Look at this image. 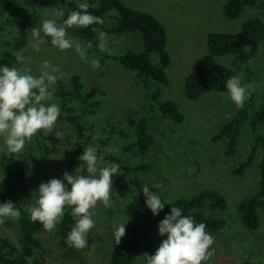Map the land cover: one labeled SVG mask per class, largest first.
I'll return each mask as SVG.
<instances>
[{"label": "rangeland", "instance_id": "1", "mask_svg": "<svg viewBox=\"0 0 264 264\" xmlns=\"http://www.w3.org/2000/svg\"><path fill=\"white\" fill-rule=\"evenodd\" d=\"M98 1L100 0H94L95 3ZM121 1L129 7L151 13L165 27L166 49L171 59L166 69L168 77L166 86L154 82H150L147 88L138 85L133 81L134 74L123 71L118 62L111 58L121 55L126 49L140 52L143 48L138 33L115 35L104 33L102 30L109 26L107 20L103 21L104 26L98 34L100 43L104 42V47H100V53L108 57L103 64L82 47L74 33L77 25L69 27L66 33L67 38L73 41V47L60 50L51 45L48 38L38 51L34 50L31 47L33 39L31 29L38 26L42 19L52 18L53 8L63 7L66 16L69 12L67 6L73 2L72 0L35 1L36 7L42 11V17L27 29V43L19 49L22 50L23 60L16 61L14 56V53L19 51L13 46L16 29L9 21L1 24L0 63L6 58L3 55L8 54L10 65L16 63L21 70L30 69L33 73L39 74L43 67L42 61L48 60L50 70L53 66H58V79L66 80L72 74H78L88 88L95 87L101 91L99 98H102V107L93 116H83L84 120L99 130L107 121L125 125L123 113L127 109L133 108L146 113L144 111L146 107L152 105L155 111L151 112L149 117L154 144L149 151L148 160L153 163V168L145 177L147 186L160 185L159 188H155L166 201L191 197L203 189L218 190L225 196L227 208L209 213L222 218L225 225L217 233L211 234L214 240L209 247L213 254L208 264H234L244 258L264 263V211H260L262 224L256 231L248 230L241 223L236 211L238 202L257 189L260 154L258 153L242 177H236L232 175L231 169L249 151L250 133L247 130L243 131L235 157H225L223 143L213 141V136L222 124L234 116L238 106L230 99L228 93L209 92L197 100H188L183 92L186 77L194 70L199 59L208 53V35L212 32L236 33L245 20L259 14L258 10L247 8L240 17L232 20L226 18L223 13L225 0ZM80 2L82 0H75L74 3ZM113 14L112 12L111 15ZM101 33L105 35L101 36ZM77 44L79 47L75 46ZM152 58L154 61L157 55L154 54ZM255 60L252 70L257 73V77L254 74L250 76L252 83L246 80V77H240L244 86L251 85L247 97L253 95L254 99H260L264 93V43ZM216 61L225 67H231L234 57L227 54L217 57ZM156 89L160 91L162 100L170 99L176 103L183 117L180 123H174L158 114L156 103L147 98V95ZM41 130L45 135V143L40 150L32 139L28 140V159L25 163V168L36 176L40 183L53 177L58 178L64 170L72 146V135L63 124L61 115L50 132ZM260 132L264 135V125ZM116 144L119 146L115 141L112 143V149ZM116 175L114 174L112 178L111 207L105 208L99 201L95 206L93 217L95 226L87 234V242L91 240L90 250L77 248V253L84 258L85 264H109V251L115 242L112 225L126 221L127 225L137 220L139 216L135 193L127 183L115 182ZM37 194L32 199L24 200L22 205L28 209L34 203ZM150 213L154 222L151 233L157 248L165 238L158 234L157 223L165 214L160 211L158 215H153L151 210ZM35 223L39 227L44 243L43 250L36 256L39 263H80L79 260L71 259L72 257H63L64 250L56 244V226L52 230H45L42 222ZM0 236L16 240L14 231L2 226L1 222ZM142 254L135 264H144Z\"/></svg>", "mask_w": 264, "mask_h": 264}, {"label": "trees", "instance_id": "2", "mask_svg": "<svg viewBox=\"0 0 264 264\" xmlns=\"http://www.w3.org/2000/svg\"><path fill=\"white\" fill-rule=\"evenodd\" d=\"M36 0H0V26L9 21L16 29L14 49H22L27 43V29L38 22L42 11L36 7ZM68 11L78 10V4L72 0ZM83 2V0H82ZM90 7L87 11L100 16L102 21L107 20L109 26L102 30V23L88 26H76L74 33L88 54L96 56L103 64L107 55L100 53L99 32L102 30L108 35L138 33L143 50L134 52L126 49L119 56H112L114 61L128 74H134L133 81L143 87L150 82L161 85L168 84L166 69L171 63L167 52V32L163 24L151 13L127 6L121 0H87ZM258 10L257 15L245 20L236 33L212 32L208 35V53L197 62L194 70L186 77L183 83V92L188 100H197L209 92L228 93L226 81L232 75L246 77L251 83L250 76L257 73L252 70L255 59L264 43V0H225L223 13L228 19H237L247 9ZM114 13L111 15V13ZM157 55L154 59L152 56ZM231 54L234 57L233 65L225 67L216 61L219 56ZM5 60L0 64L10 65V55H3ZM32 72V71H31ZM33 73V72H32ZM36 74V73H33ZM38 75V74H36ZM252 79V78H251ZM257 79V78H256ZM53 98L49 102H56L61 107L63 124L72 135V146L64 164V170L59 174L62 177L65 171L75 174H88L86 167L79 156L83 148L92 145L97 148L98 156L104 160L115 161L120 165L115 182H124L132 189L137 197L138 218L126 225V233L119 243L113 242L109 251V264H135L142 253H153L156 243L152 237L151 228L153 218L149 208L145 206V195L142 187L147 185L145 177L153 163L148 160L154 139L150 133V113L155 108L150 105L143 113L136 109H127L124 114L125 125L119 122L107 121L103 128L96 129L83 119V116H93L102 107L100 90L88 88L78 74H72L66 80L57 79L51 89ZM104 95V94H103ZM156 103L158 114L174 123L183 119L176 103L170 99L162 100L160 91L156 89L147 95ZM264 125V93L260 99L253 95L247 97L233 117L221 125L213 136V141L222 142L225 157H235L241 135L244 130L250 133V147L244 158L237 161L231 169L233 176L242 177L244 171L250 167L255 157L260 154L259 182L257 189L248 197L241 199L236 207L241 223L250 231H256L262 224L260 211H264V135L260 132ZM41 150L45 135L38 130L31 138ZM116 142L112 149V143ZM27 142L19 153L0 154V171L3 176L0 201L11 199L20 209L18 219L4 218L2 226L14 231L16 240L0 236V264H44L39 263L36 256L43 250L44 243L39 227L32 221L27 209L22 205L24 200L32 199L38 193L39 179L25 168L28 159ZM118 150V151H117ZM151 190L159 191L149 186ZM160 194V193H159ZM165 202L163 214L170 211L171 205L182 208L183 213L192 215L197 222H204L205 231L217 233L225 225V221L210 214L209 211L225 210L227 200L218 190L203 189L191 197H179ZM171 204V205H170ZM71 207L64 206V216L56 223V244L64 250L63 257L79 260L85 264L84 258L78 255L77 248L68 245L65 241L67 232L74 221ZM91 248V240L87 242L84 251ZM210 248V247H209ZM211 256L201 262L208 264ZM234 264H264L252 259H241Z\"/></svg>", "mask_w": 264, "mask_h": 264}, {"label": "clouds", "instance_id": "3", "mask_svg": "<svg viewBox=\"0 0 264 264\" xmlns=\"http://www.w3.org/2000/svg\"><path fill=\"white\" fill-rule=\"evenodd\" d=\"M89 7L87 0H83L78 4V10H72L66 16L63 7L53 8L52 18L42 19L38 26L31 29V47L38 51L48 38L51 45L60 50L73 47V41L66 36L69 27L103 22L100 16L87 11ZM104 35L101 33V36ZM75 46L79 47L78 44ZM100 47H104L103 41ZM21 53L22 50L14 53L16 61L24 59ZM49 63L48 60L42 61L43 67L38 75L30 69L21 70L16 63L0 64V151L19 153L24 149L26 140H30L38 130L50 132L54 128L61 115V107L56 102L47 101L53 98L51 89L58 79V66L50 70ZM226 88L230 99L237 106H242L251 85L244 86L239 75H232L226 81ZM79 159L83 162L80 167H86L88 174L65 171L60 178L42 181L37 188V197L27 211L32 221H40L45 230H52L64 216V206H72L74 223L65 241L72 247L84 248L87 234L95 226L93 217L97 202L105 208L111 207L112 178L118 174L120 165L98 156L97 148L92 145L83 148ZM3 176L0 177V191L3 190ZM142 191L145 206L153 215H158L165 207L160 194L147 185L142 187ZM20 215L14 201H0V222L8 217L18 219ZM126 222L112 225L116 243L125 234ZM205 228L204 222H197L192 215L184 214L182 208L171 205L170 211L157 223L158 234L165 238L153 253L142 254L144 264H201L213 254L209 246L214 237Z\"/></svg>", "mask_w": 264, "mask_h": 264}]
</instances>
